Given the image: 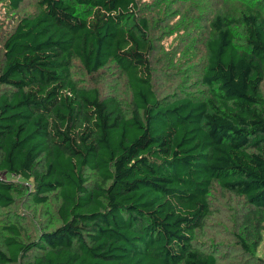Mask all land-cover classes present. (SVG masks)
<instances>
[{
	"label": "trees",
	"instance_id": "trees-1",
	"mask_svg": "<svg viewBox=\"0 0 264 264\" xmlns=\"http://www.w3.org/2000/svg\"><path fill=\"white\" fill-rule=\"evenodd\" d=\"M3 1L0 264H264V0Z\"/></svg>",
	"mask_w": 264,
	"mask_h": 264
},
{
	"label": "rangeland",
	"instance_id": "rangeland-1",
	"mask_svg": "<svg viewBox=\"0 0 264 264\" xmlns=\"http://www.w3.org/2000/svg\"><path fill=\"white\" fill-rule=\"evenodd\" d=\"M140 1L142 3H154L156 0H140ZM173 7H177L182 11L184 9L181 5H175ZM25 8H28V9L34 8L32 2L27 4ZM176 19L177 18L171 19L168 17L166 18L165 23H168V22L174 23ZM11 26H12V20L9 17V14L6 12L5 1L0 0V32L3 31V34H4L8 29H10ZM178 41H179L178 32H174L173 34L167 36L164 39L163 44L166 49L171 50L178 45ZM203 54L204 52H201L199 57H201ZM193 60L194 62H198L199 58H194ZM175 70H177V68ZM159 75L160 76H159V79L156 85L158 92L161 95L173 93L174 88L176 86L175 84L177 82L175 80L167 79L165 75H162V74H159ZM111 79H112V76L109 77L108 80H111ZM193 80L194 78L191 80V82ZM230 201H233V198H231L228 193H224V192H221L219 189H216V215L209 222L208 226L206 227L205 232H202L199 235V239H200L199 241L201 243L203 242L209 243L211 238H215L216 253H218L221 256V261H223L225 264H237L240 261V264H243L245 261V258L242 257L241 254L238 255L241 258H235V255H237V253L239 252V248L237 246L235 238L232 236L231 222L229 221L230 216L227 212V209L229 208V205H230L229 204ZM27 227L29 230H35L31 223H29ZM260 254L261 255L264 254V243L260 248Z\"/></svg>",
	"mask_w": 264,
	"mask_h": 264
},
{
	"label": "built area",
	"instance_id": "built-area-1",
	"mask_svg": "<svg viewBox=\"0 0 264 264\" xmlns=\"http://www.w3.org/2000/svg\"><path fill=\"white\" fill-rule=\"evenodd\" d=\"M0 178H5V179H7V175H5V177H4V174H3V173H0ZM11 179L20 180V178H19V177H16V176H11ZM28 186H29L30 188H32V185H31V184H28Z\"/></svg>",
	"mask_w": 264,
	"mask_h": 264
}]
</instances>
